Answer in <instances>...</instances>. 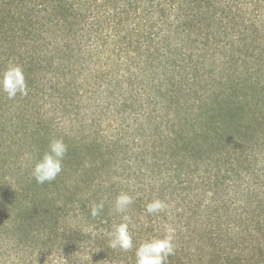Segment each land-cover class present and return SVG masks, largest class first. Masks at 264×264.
<instances>
[{
    "label": "trees",
    "instance_id": "1",
    "mask_svg": "<svg viewBox=\"0 0 264 264\" xmlns=\"http://www.w3.org/2000/svg\"><path fill=\"white\" fill-rule=\"evenodd\" d=\"M234 7L0 0V76L19 66L27 86L14 98L0 89V125L10 99L28 122L17 139L39 135V160L51 141L67 146L61 172L38 184L39 160L13 161L14 137L0 135V264L91 238L89 225L101 232L115 189L132 182L141 192L146 175L151 193L158 180L185 189L196 182L204 195L264 189V1L252 16ZM37 94L39 118L29 108ZM56 117L79 123V137L56 127Z\"/></svg>",
    "mask_w": 264,
    "mask_h": 264
},
{
    "label": "rangeland",
    "instance_id": "2",
    "mask_svg": "<svg viewBox=\"0 0 264 264\" xmlns=\"http://www.w3.org/2000/svg\"><path fill=\"white\" fill-rule=\"evenodd\" d=\"M227 1L230 7L237 2ZM263 1L238 0V6L232 9L233 14L241 9L242 14L252 16V10L261 8ZM31 99L29 108L32 107L34 117L39 118V94ZM6 102L9 110L3 116L0 135L5 140L14 137L11 159L16 161L31 156L39 160V135L18 141V133L28 122L26 117L20 122L19 111L12 108V101L7 99ZM34 117H29L33 118L29 125L36 123ZM101 123L104 127L106 122ZM54 125L63 130L71 129L77 137L81 132L79 123L71 126L68 121H59L57 117ZM31 149L34 152L30 154ZM130 165L135 166L134 161H130ZM139 166L144 169L145 163H139ZM151 181L150 176L143 177L149 189ZM159 181L162 180L155 182L158 187L153 193L146 191L147 187L140 192L132 182L122 183L113 196L117 199L122 194L127 195L131 204L123 212H117L116 206L110 209V222L97 228L101 232H96L90 225L84 228L86 233L92 234L91 238L67 244L58 241L50 252L45 249L40 254L26 253L19 259L11 256L3 261L4 264H137L136 251L141 245L164 239L169 234L172 235L173 253L163 264H264V189L231 190L227 194L210 191L204 195L202 190L194 187L196 182L185 189L176 186L175 182L171 186L167 183L165 187L160 186ZM154 201L162 202L164 208L150 214L147 205ZM122 223L127 224L132 239V247L126 251L110 247L115 227ZM45 240L44 237L40 240L41 249L47 247Z\"/></svg>",
    "mask_w": 264,
    "mask_h": 264
},
{
    "label": "clouds",
    "instance_id": "3",
    "mask_svg": "<svg viewBox=\"0 0 264 264\" xmlns=\"http://www.w3.org/2000/svg\"><path fill=\"white\" fill-rule=\"evenodd\" d=\"M0 89L14 98L17 93L26 94L27 86L22 69L19 66L8 68L0 76ZM67 152V146L61 140H53L49 144V151L35 164L32 169V176L38 184L51 182L61 172V161ZM131 198L121 195L116 199V211L123 212L131 204ZM103 205L93 206L91 215L95 217L102 209ZM164 205L160 201H154L147 205L148 213L162 210ZM127 219V217H125ZM172 235L169 234L164 239H156L141 245L136 251L137 264H163L164 260L173 253ZM110 247L129 250L132 247V239L127 230V224H120L115 227Z\"/></svg>",
    "mask_w": 264,
    "mask_h": 264
}]
</instances>
